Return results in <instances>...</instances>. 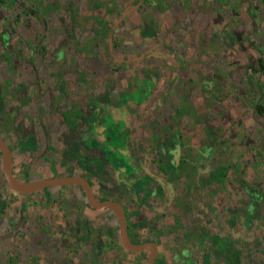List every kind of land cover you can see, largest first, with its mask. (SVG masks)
<instances>
[{
    "label": "rangeland",
    "instance_id": "1",
    "mask_svg": "<svg viewBox=\"0 0 264 264\" xmlns=\"http://www.w3.org/2000/svg\"><path fill=\"white\" fill-rule=\"evenodd\" d=\"M253 3L0 0V135L16 175L85 176L125 204L134 242L150 228L159 264H264V12ZM111 119L124 130L116 145ZM122 243L117 215L80 186L12 190L0 150V264H147L149 251Z\"/></svg>",
    "mask_w": 264,
    "mask_h": 264
},
{
    "label": "water",
    "instance_id": "2",
    "mask_svg": "<svg viewBox=\"0 0 264 264\" xmlns=\"http://www.w3.org/2000/svg\"><path fill=\"white\" fill-rule=\"evenodd\" d=\"M0 150L2 153L3 170L7 184L13 190L22 194H33L54 186L80 185L87 196L88 202L95 209H111L117 215L120 222V232L123 245L131 252L139 253L149 251L147 264H155L158 248L154 241L142 243L134 242L129 234V226L124 205L115 199L101 200L94 192L93 186L88 178L83 175H61L44 178L38 181L25 182L19 180L13 171V154L8 142L0 135Z\"/></svg>",
    "mask_w": 264,
    "mask_h": 264
},
{
    "label": "crops",
    "instance_id": "3",
    "mask_svg": "<svg viewBox=\"0 0 264 264\" xmlns=\"http://www.w3.org/2000/svg\"><path fill=\"white\" fill-rule=\"evenodd\" d=\"M236 2H238V4H237V6H238V12H255V6H253V0H236ZM258 2V3H257ZM253 3V4H252ZM256 5H257V9H260V11L261 12H264V0H256ZM236 11V10H235ZM257 18L256 17H254V18H252V20H254V21H257L256 20ZM264 56V55H263ZM263 56H260V57H258V59L259 58H262L263 60H264V58H263ZM69 137V136H68ZM59 138L61 139L62 138V136H61V133H60V135H59ZM65 141H67V140H65ZM10 146V145H9ZM11 149V148H10ZM11 151H12V149H11ZM12 154H13V151H12ZM101 156H105V155H103V154H101ZM106 157V156H105ZM104 157V158H105ZM14 154H13V171H14V175L19 179V180H22V181H25V182H30V181H32L31 179H29L28 177H21V176H18V175H16V168L14 167ZM80 175V174H79ZM54 176H61V175H54ZM50 178V177H49ZM44 179V178H43ZM91 182V181H90ZM91 184H92V182H91ZM66 186H70V185H66ZM66 186H54V187H61V188H63V187H66ZM77 186H80V185H77ZM93 186V185H92ZM10 187V186H9ZM81 187V186H80ZM12 189V188H11ZM93 189H94V187H93ZM13 190V189H12ZM15 191V190H14ZM17 192V191H16ZM20 195H27V194H22V193H20V192H18ZM96 194V193H95ZM97 195V194H96ZM98 197V196H97ZM99 198V197H98ZM20 199H22V198H20ZM100 199V198H99ZM101 200H103V199H101ZM106 200V199H105ZM89 203V202H88ZM122 203V202H121ZM123 205H124V207H125V204L124 203H122ZM90 205V204H89ZM91 207V206H90ZM95 209V208H94ZM102 209H105V208H102ZM109 210H111V209H109ZM113 211V210H112ZM125 211H126V215H127V210H126V207H125ZM114 212V211H113ZM115 213V212H114ZM160 213V212H159ZM206 211L205 210H200L199 212H198V214H197V217L198 218H200V221L202 222V224H200V226H199V229H201L203 232H205V234H208V232L210 233V231H209V227L208 228H205L206 226H204V225H207L208 226V224H207V221L211 218V217H209V218H205V216H206ZM161 214V213H160ZM161 215H163V214H161ZM127 221H128V216H127ZM128 226H129V223H128ZM204 226V227H203ZM141 229V228H140ZM143 229H146V230H144L143 231ZM148 229H150V228H148V226H145V228H142L141 229V231H137L136 233H135V235L137 236V243H142V242H146V241H150V239L148 238V235H150L151 233L148 231ZM202 232V233H203ZM129 234H130V237H131V233H130V227H129ZM209 235V234H208ZM155 242V241H154ZM156 243V245H157V248H158V254H157V257H156V262H155V264H159L160 263V259L161 258H163V252H162V250H163V248L160 246V244L158 243V242H155ZM123 244V243H122ZM124 246V245H123ZM125 247V246H124ZM165 248H167V246H164ZM174 246H169V248L170 249H172V250H175L174 248H173ZM126 248V247H125ZM172 250H170V252L172 253ZM126 251H129L128 249H126ZM131 252V251H130ZM170 252H167V253H170ZM132 253H134V252H132ZM165 259H167V257L165 256ZM176 262H179L180 263V260H179V258L178 257H176ZM213 262V261H212ZM171 263H173V261H171V262H169L168 264H171ZM214 264H215V262H213ZM218 264H220V263H218Z\"/></svg>",
    "mask_w": 264,
    "mask_h": 264
},
{
    "label": "trees",
    "instance_id": "4",
    "mask_svg": "<svg viewBox=\"0 0 264 264\" xmlns=\"http://www.w3.org/2000/svg\"><path fill=\"white\" fill-rule=\"evenodd\" d=\"M259 65H260V67H263L264 66V60L262 58H259ZM258 109H259V111H261L262 108L261 107H258ZM111 127L113 129H111ZM109 129H111L113 131V133H114V136L110 137V141L111 142H114V139L115 138L122 136L123 133H124V130L121 128V126L118 123H116L113 119H111V124H110L109 128H107V132H109ZM114 144H115V142H114ZM108 145H109V143H108ZM105 151L111 152L110 149H105ZM105 156L107 158V154H105ZM103 200H105V199L103 198Z\"/></svg>",
    "mask_w": 264,
    "mask_h": 264
}]
</instances>
